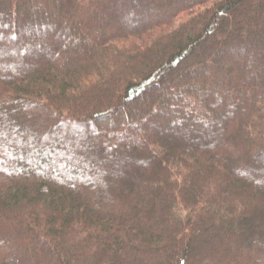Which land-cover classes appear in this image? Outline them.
<instances>
[{
  "label": "trees",
  "instance_id": "1",
  "mask_svg": "<svg viewBox=\"0 0 264 264\" xmlns=\"http://www.w3.org/2000/svg\"><path fill=\"white\" fill-rule=\"evenodd\" d=\"M0 264H264V0H0Z\"/></svg>",
  "mask_w": 264,
  "mask_h": 264
},
{
  "label": "rangeland",
  "instance_id": "2",
  "mask_svg": "<svg viewBox=\"0 0 264 264\" xmlns=\"http://www.w3.org/2000/svg\"><path fill=\"white\" fill-rule=\"evenodd\" d=\"M62 40L64 39L63 37L61 38ZM60 46H61V44L60 43H58V44H48V48L49 49H51L53 52H54V54L55 55H57V56H61L60 57V59H59V61H61L62 60V56H64V47H63V49L62 48H60ZM62 47V46H61ZM58 58V57H57ZM135 103V102H134ZM46 118L47 117H49V115H47V114H45L44 115ZM68 127L67 126H65L64 127V129H67ZM83 136L81 135V137H80V139L82 138ZM193 138H195V137H193ZM182 142H184V140H181V141H178V143H182ZM222 142L223 141H221V144H222ZM200 143V142H199ZM201 143H203V142H201ZM211 146H212V149H218L219 148V146H218V144H217V142H215V143H211ZM139 158H134V159H136L138 162H140V160H141V158H142V155H139L138 156ZM20 166V165H19ZM21 167V166H20ZM19 168V167H18ZM128 174V172L125 170L124 172H123V175H127ZM262 180H263V178H259L257 181H258V183H262ZM87 181L88 182H90L93 186H95L96 188V190H98L97 188L99 187V186H101V185H103V186H107V188H110V185L111 186H119V187H126L125 186V183L122 181V180H120V178L119 179H117L116 181H107V179H96V178H94V177H92V176H88L87 177ZM76 184H78V181L77 182H75ZM199 249H202V250H204L205 251V249H204V246L203 245H201L200 246V248ZM224 252H225V250H223ZM248 256H250L249 254H245V255H243L242 257H247L248 258ZM239 260V259H238Z\"/></svg>",
  "mask_w": 264,
  "mask_h": 264
}]
</instances>
